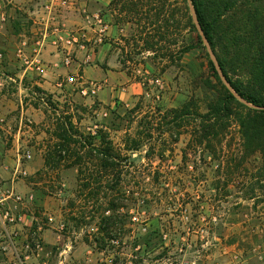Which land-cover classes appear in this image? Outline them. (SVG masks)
<instances>
[{"label": "rangeland", "instance_id": "374dc122", "mask_svg": "<svg viewBox=\"0 0 264 264\" xmlns=\"http://www.w3.org/2000/svg\"><path fill=\"white\" fill-rule=\"evenodd\" d=\"M6 1L11 8L7 26L16 35H27L31 24L25 10L29 5L19 7ZM38 2L35 0L31 9ZM108 3L109 0H76L75 6H80L78 19H84L85 10L98 13L108 25L101 44H108L111 36L116 39L111 44L107 66L113 72L111 80L89 81L100 87L95 96L89 97L81 96L78 87L67 86L59 90V97H52V106L46 104L51 95L34 89L25 93L26 100L33 106L38 104L42 112L47 109L50 115L53 108L56 116L66 112L82 133L95 135L103 130L122 148L125 134H133L147 112H165L189 100H196L204 112L208 97L204 82L210 76L206 54L216 62L207 47L192 49L178 65L164 71L148 55H134L132 61L121 65L119 60L125 55L120 50V39L131 30L130 26L116 25ZM23 39L19 37L16 43ZM11 86L16 90V84L8 80L6 87ZM45 122L44 117L38 133L26 138L24 144H17V150L28 149L32 159L26 164L27 168L30 166L27 177L14 181L24 183L29 191L16 190L33 195L36 214L44 224L46 216L53 219L44 230H50L58 242L66 238L74 244L78 236L93 246L94 257L89 264H264V176L257 173L261 166L258 154L232 173L233 160L227 169L223 167L228 163L225 159L221 164L201 153V149L194 153L193 148L187 149L185 134L175 144L167 142L161 147L154 143L156 149L164 148V152L159 159L160 149L156 150L151 163L144 157L149 143H144L140 151L131 155V161L142 164L145 176L158 174V182L150 185L151 180L139 181L133 191L140 200L139 206L124 220L123 228L117 227L113 236H95L97 221L86 224L74 219L80 212L91 210V205L85 206L75 195L76 170L43 166L48 139L45 130L49 124ZM232 135L230 143L234 149L238 136L234 130ZM13 148L11 141L5 146L6 150Z\"/></svg>", "mask_w": 264, "mask_h": 264}, {"label": "trees", "instance_id": "16d2710c", "mask_svg": "<svg viewBox=\"0 0 264 264\" xmlns=\"http://www.w3.org/2000/svg\"><path fill=\"white\" fill-rule=\"evenodd\" d=\"M109 10L116 25L131 30L120 39L125 55L121 65L134 55H148L164 71L192 49L207 47L216 64L207 53L210 76L204 82L208 92L204 112L196 100L165 112L158 109L157 114L147 112L135 132L125 134L122 148L103 130L82 133L66 112L56 116L55 108L50 115L43 110L49 122L43 166L75 169V195L85 206L91 205L90 212H80L74 219L97 221L95 236H113L139 206L133 192L139 181L158 182V174L145 176L142 164L132 162L131 155L149 143L144 157L151 163L160 149L155 144H175L183 134L188 136L187 149L194 153L201 149L221 164L225 159L227 169L233 160L232 173L258 154L257 173L264 176V0H111ZM46 104L55 105L52 96ZM233 130L238 136L234 149ZM158 151L160 159L164 148Z\"/></svg>", "mask_w": 264, "mask_h": 264}, {"label": "crops", "instance_id": "0c3cea01", "mask_svg": "<svg viewBox=\"0 0 264 264\" xmlns=\"http://www.w3.org/2000/svg\"><path fill=\"white\" fill-rule=\"evenodd\" d=\"M10 1L19 7L29 5L30 8L26 9L25 12L31 25L28 28L29 33L27 35H16L10 27L6 26L0 36V52L4 55L3 60L0 61V184L10 182L12 178V167L15 165L17 144L19 142L24 144L26 138L36 135L39 126L43 122V112L39 107L35 108L30 104V100H26L27 94L25 92L38 88L52 97H59L60 92L55 87L57 80L73 74L81 75L84 82L111 80L113 72L107 66L110 65L111 61L109 57L111 44L116 41L111 36L108 44L95 45L94 52L90 51L89 53L92 57V63L89 65L83 64L85 53L77 50L75 52V63L67 68L63 65L62 50L52 43L53 36H49L41 51V58L46 70L43 76H40L37 72L20 66L15 58V47L17 46V39L22 36L23 40L27 41V51L30 52L33 47V34L44 29L47 16L41 14L40 17L43 20H40L38 16L34 17L35 12L31 7H34L35 0ZM77 5L74 8L54 14L53 19L49 22V31L55 25H62L67 29H79L89 39L94 40L97 37L96 34H92L94 31L86 26L83 17L82 19L77 18L79 17L77 9L80 8ZM35 23L38 24L36 25ZM8 80L16 84V90L12 86L10 89L6 87ZM32 93L33 91H30V94ZM25 121L32 123L34 127H30ZM9 141L12 142L15 149H5ZM12 164L13 166H11ZM29 168L30 166L27 168L28 171ZM14 187L22 192L27 193L29 191V188L22 182L14 183ZM41 238L45 246L46 256L43 257L40 264H89L93 261V246L89 247L88 244L78 239V236L75 238L76 242L74 241V244L66 238L58 242V239L50 230H44ZM0 264H7L1 255Z\"/></svg>", "mask_w": 264, "mask_h": 264}, {"label": "built area", "instance_id": "2783aa9c", "mask_svg": "<svg viewBox=\"0 0 264 264\" xmlns=\"http://www.w3.org/2000/svg\"><path fill=\"white\" fill-rule=\"evenodd\" d=\"M75 3L76 0H39L36 9L33 10L34 17L38 16L40 20H43L40 15L45 14L47 16L46 26L44 29L34 32L33 47L30 52L27 51L26 40L19 42L15 47V58L21 67L43 76L46 69L41 58V51L49 36H53L52 43L62 50L65 67H71L75 63L77 50L85 53L83 64L92 63L89 53L90 51L94 52L95 45L103 42L108 31V25L98 13L82 11L86 26L97 36L94 40L89 39L79 29H67L62 25H55L49 31V22L53 19V15L61 10L74 8ZM10 10V2L0 0V36L8 24ZM3 57V53L0 52V61L3 60ZM67 86L78 87L79 93L83 97L95 96L100 89L99 85L93 82H84L79 74L59 79L55 84L58 90ZM31 159L32 156L28 149L21 152L17 150L11 180L0 184V255L7 264H40V261L46 256L41 234L44 227L50 225L53 219L46 216L47 223L44 224L36 214L33 195L30 193L21 194L14 187L15 180L27 177L26 164Z\"/></svg>", "mask_w": 264, "mask_h": 264}]
</instances>
